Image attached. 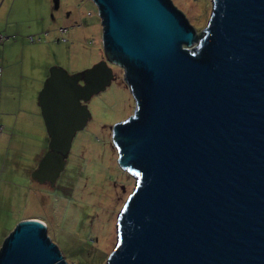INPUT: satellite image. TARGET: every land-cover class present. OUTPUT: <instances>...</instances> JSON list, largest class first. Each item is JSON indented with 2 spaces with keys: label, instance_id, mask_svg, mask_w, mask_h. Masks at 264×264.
Here are the masks:
<instances>
[{
  "label": "water",
  "instance_id": "95a60500",
  "mask_svg": "<svg viewBox=\"0 0 264 264\" xmlns=\"http://www.w3.org/2000/svg\"><path fill=\"white\" fill-rule=\"evenodd\" d=\"M91 1L105 60L75 75L52 69L38 98L50 142L33 180L55 185L86 103L120 67L138 106L113 139L138 184L107 264H264V0H213L197 48L171 0ZM0 264L69 263L31 219Z\"/></svg>",
  "mask_w": 264,
  "mask_h": 264
},
{
  "label": "rangeland",
  "instance_id": "374dc122",
  "mask_svg": "<svg viewBox=\"0 0 264 264\" xmlns=\"http://www.w3.org/2000/svg\"><path fill=\"white\" fill-rule=\"evenodd\" d=\"M171 2L196 30L199 47L213 0ZM103 32L91 0H0V35L9 38L0 45V252L18 222L31 218L48 224L69 264H107L118 243L119 216L138 184L121 167L113 139L138 106L121 69L110 65L112 84L86 103L91 117L55 185L32 178L50 142L39 94L52 69L75 75L105 60Z\"/></svg>",
  "mask_w": 264,
  "mask_h": 264
},
{
  "label": "built area",
  "instance_id": "2783aa9c",
  "mask_svg": "<svg viewBox=\"0 0 264 264\" xmlns=\"http://www.w3.org/2000/svg\"><path fill=\"white\" fill-rule=\"evenodd\" d=\"M8 40H9V38L0 35V45H1V46H4V44H5L6 41H8ZM30 41H31V42H34V41H35V38H34V37H30ZM118 68L121 69V71H122V73H123V76L125 77V70L122 69V68H120V67H118Z\"/></svg>",
  "mask_w": 264,
  "mask_h": 264
},
{
  "label": "trees",
  "instance_id": "16d2710c",
  "mask_svg": "<svg viewBox=\"0 0 264 264\" xmlns=\"http://www.w3.org/2000/svg\"><path fill=\"white\" fill-rule=\"evenodd\" d=\"M104 50V49H103ZM32 220H40V221H43V220H41V219H39V218H31ZM31 219H25V220H20L18 223H20V222H22V221H26V220H31ZM43 222H45V221H43ZM46 223V222H45ZM47 224V223H46ZM47 226H48V224H47Z\"/></svg>",
  "mask_w": 264,
  "mask_h": 264
},
{
  "label": "crops",
  "instance_id": "0c3cea01",
  "mask_svg": "<svg viewBox=\"0 0 264 264\" xmlns=\"http://www.w3.org/2000/svg\"><path fill=\"white\" fill-rule=\"evenodd\" d=\"M31 37H34V36H31ZM34 38H36V37H34ZM29 40H30V37H29ZM32 43H33V42H32ZM5 44H6V43H5ZM5 44H4V45H5Z\"/></svg>",
  "mask_w": 264,
  "mask_h": 264
},
{
  "label": "clouds",
  "instance_id": "9594fccd",
  "mask_svg": "<svg viewBox=\"0 0 264 264\" xmlns=\"http://www.w3.org/2000/svg\"><path fill=\"white\" fill-rule=\"evenodd\" d=\"M43 222V221H42ZM45 223V222H44ZM46 224V223H45Z\"/></svg>",
  "mask_w": 264,
  "mask_h": 264
},
{
  "label": "flooded vegetation",
  "instance_id": "af4514ba",
  "mask_svg": "<svg viewBox=\"0 0 264 264\" xmlns=\"http://www.w3.org/2000/svg\"><path fill=\"white\" fill-rule=\"evenodd\" d=\"M104 51V50H103Z\"/></svg>",
  "mask_w": 264,
  "mask_h": 264
}]
</instances>
